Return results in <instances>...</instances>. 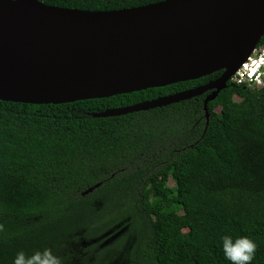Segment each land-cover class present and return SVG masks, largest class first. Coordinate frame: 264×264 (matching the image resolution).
<instances>
[{"label":"trees","instance_id":"trees-1","mask_svg":"<svg viewBox=\"0 0 264 264\" xmlns=\"http://www.w3.org/2000/svg\"><path fill=\"white\" fill-rule=\"evenodd\" d=\"M39 1L112 11L164 0ZM223 72L104 99L0 100V264L44 247L63 264H106L126 244L125 236L106 244L122 226L133 240L128 264H231L223 235L250 237L251 264H264V86L229 81L208 104L209 122L210 92L94 116L206 85ZM81 242L88 245L74 256Z\"/></svg>","mask_w":264,"mask_h":264},{"label":"water","instance_id":"water-1","mask_svg":"<svg viewBox=\"0 0 264 264\" xmlns=\"http://www.w3.org/2000/svg\"><path fill=\"white\" fill-rule=\"evenodd\" d=\"M263 37L264 0H164L112 11L0 0V100L104 99L224 71L194 89L94 114L147 111L212 91L209 122V102Z\"/></svg>","mask_w":264,"mask_h":264},{"label":"clouds","instance_id":"clouds-1","mask_svg":"<svg viewBox=\"0 0 264 264\" xmlns=\"http://www.w3.org/2000/svg\"><path fill=\"white\" fill-rule=\"evenodd\" d=\"M224 258L231 264H251L256 251V243L248 236L220 237ZM12 264H63L60 256L49 247L36 249L30 254L19 251L13 258Z\"/></svg>","mask_w":264,"mask_h":264},{"label":"built area","instance_id":"built-area-1","mask_svg":"<svg viewBox=\"0 0 264 264\" xmlns=\"http://www.w3.org/2000/svg\"><path fill=\"white\" fill-rule=\"evenodd\" d=\"M264 39V37H263ZM254 51L242 62L231 77L230 81L237 84H246L249 88L264 86V43L262 41ZM262 43V44H261Z\"/></svg>","mask_w":264,"mask_h":264},{"label":"rangeland","instance_id":"rangeland-1","mask_svg":"<svg viewBox=\"0 0 264 264\" xmlns=\"http://www.w3.org/2000/svg\"><path fill=\"white\" fill-rule=\"evenodd\" d=\"M171 185H173V182H171ZM111 235L112 236L108 238V240H106V244H112L113 242H115L116 240L120 239L123 236H125L126 244L123 247H120V249H115L117 252V255H116L117 257L113 259L112 261H108L106 264H128L125 259V255L130 246V243L133 241L129 236L128 229L122 226L120 231L114 232ZM87 245L88 244L86 242H81L80 244H76L71 249L72 254H75L74 256L82 254L83 248L86 247ZM75 261H78L77 258H75ZM75 264H78V262H75Z\"/></svg>","mask_w":264,"mask_h":264},{"label":"flooded vegetation","instance_id":"flooded-vegetation-1","mask_svg":"<svg viewBox=\"0 0 264 264\" xmlns=\"http://www.w3.org/2000/svg\"><path fill=\"white\" fill-rule=\"evenodd\" d=\"M208 92L212 93V91H208ZM210 93H209V94H210Z\"/></svg>","mask_w":264,"mask_h":264}]
</instances>
